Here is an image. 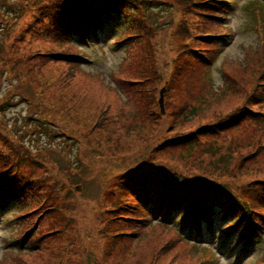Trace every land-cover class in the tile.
<instances>
[{
  "label": "rangeland",
  "instance_id": "obj_1",
  "mask_svg": "<svg viewBox=\"0 0 264 264\" xmlns=\"http://www.w3.org/2000/svg\"><path fill=\"white\" fill-rule=\"evenodd\" d=\"M162 1L151 20L143 19L145 33L125 45L117 42L132 28L117 19L105 25L98 38L80 48L88 63L78 71L44 62L36 48L47 45L26 32L35 21L34 9L48 6L49 0H0V50H5L0 58L10 61L9 71L0 64V166L7 156L6 168L30 187L20 209L13 204L0 212V264H192L189 247L170 227L149 229L139 243L135 237L117 236L133 234L131 223L115 219L131 212L118 206L116 214L113 207L115 198L124 208L130 201L121 190L124 176L167 166L211 176L204 172L208 167L228 173L222 176L225 183L235 175L241 184L264 182V130L254 124L228 131L226 138L205 135L208 152L198 142L194 149L189 142L176 145L221 115L238 113L264 74V5L233 1L221 27L232 41L217 52L206 86L199 62L180 48L209 50L206 54L212 56L217 47H206L197 37L217 27L191 14L195 7L188 6L189 0ZM50 15L45 14V22ZM41 25L38 19L36 28ZM14 62L20 64L16 69ZM25 205L37 209L29 217L32 224L48 208L39 230L47 237L44 245L37 237L29 242L36 245L31 248L39 245L35 250L18 251L5 236L9 229V238L20 234V227L9 228L8 222ZM224 225L218 216L213 232L203 230L207 248L202 249L212 251L201 253L200 260L217 252L214 264H264V240L241 260L232 239V246L222 248ZM166 244H171L168 249Z\"/></svg>",
  "mask_w": 264,
  "mask_h": 264
},
{
  "label": "trees",
  "instance_id": "obj_2",
  "mask_svg": "<svg viewBox=\"0 0 264 264\" xmlns=\"http://www.w3.org/2000/svg\"><path fill=\"white\" fill-rule=\"evenodd\" d=\"M189 1L192 2V5L188 4V6L195 7L189 11L191 14H199L203 21L217 27L214 31L199 34L197 37L206 41V47H217L215 48L217 51L214 50L212 56L206 54L209 50L204 51L194 47H189L187 50L186 46L180 48L183 52L193 55L199 62L203 69L201 72L206 74L205 84L208 86L211 69L217 61L218 48L219 50L223 48L221 41L226 44L232 38L229 32L221 30L224 25L223 20L216 18L219 13L226 14L224 12L226 8L214 0ZM162 3L165 2L162 0H49V5L42 8H38L33 3V7H37L34 9L35 21L28 26L26 32L32 33L33 40L37 39L40 43L47 45L46 48H36L42 50L38 51L37 55L40 58L46 57L44 62L68 64L70 67L82 71L81 66L84 60L78 54L79 46L91 42L92 38L97 35L99 26L105 23L109 24L116 19L122 21L123 24L127 23L128 28L132 29L129 36L127 35V38H123L121 41L122 44L127 43L130 39L145 33L146 27L143 19L147 20L146 22L151 20L150 15H154L152 12H158ZM45 14H51L47 22H45ZM38 19L42 25L36 28ZM188 36L190 37V34ZM4 51L1 49L0 53L3 54ZM9 63L10 61H5L4 57L0 58V64L4 71H9ZM17 66L20 64L14 62L12 69H16ZM15 79H17L16 76L11 77L13 83ZM258 86L264 88L263 73H260L255 83V88ZM254 89L246 96L245 102L238 106L236 109L238 113L221 115L208 127L200 128L199 131L193 132L184 140H177L176 145L189 142L190 148L194 149L198 142L201 150L208 152L210 145L202 141L205 135L215 134L224 138L226 132L237 130L247 124H254L257 129L264 130V90ZM4 107L6 108V106ZM191 111L193 112V110ZM165 145L163 143L161 147ZM23 157L21 156V158ZM4 158L6 164L0 166V210L6 211L13 204H18V209H20L28 197L30 187L26 182L18 181V174L13 169L6 168L9 158L7 156ZM26 159L27 157L23 161ZM170 167L167 166L152 173L141 172L138 177L124 176L121 190L128 194L130 201L125 203L126 208H124L119 203V199L115 198L113 207L115 206L117 209L120 206L121 209H128L131 212V215L115 216V219L124 220H119V223H131L133 234L123 233L117 236L135 237V242L139 243L146 236L147 231L151 228L155 229V226L177 227L181 232L187 229L194 232L206 223L207 227L211 229L214 219L219 216L225 222L221 232L222 246L225 247L227 241L234 237L237 240L234 247H238L239 256H242L248 253L255 243L262 242L264 239V182L257 180L258 182L241 184L235 175L233 178L227 179V183H225L222 176L228 173L225 171L216 172L215 168L214 171H209L206 167L204 172H208L211 176H203L183 170L175 172ZM30 209V205H25L22 208L24 212L8 222L9 228L20 227L18 229L20 234L12 233V237L9 238L11 236L9 229V235L5 237L7 240L11 239L8 242L13 246L35 250L39 245L36 248H31L36 245H31L29 242L37 237L43 244L45 238L43 234H39V230L42 225L41 220L47 216L48 208L42 211L34 224L29 220V217L37 209ZM121 209H117L116 214ZM176 214H178V218H176ZM16 222L17 224H15ZM175 235L178 238L176 232ZM178 241L189 247L187 252L190 253L191 260L195 261L192 264L208 263V260L198 258L203 251L199 249L197 243L193 245L185 238L178 239ZM166 245V249H168L171 244ZM209 257L214 258V255L210 254Z\"/></svg>",
  "mask_w": 264,
  "mask_h": 264
}]
</instances>
